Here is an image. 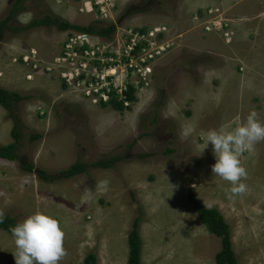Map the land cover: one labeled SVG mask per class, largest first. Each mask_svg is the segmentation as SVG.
<instances>
[{"label": "rangeland", "instance_id": "374dc122", "mask_svg": "<svg viewBox=\"0 0 264 264\" xmlns=\"http://www.w3.org/2000/svg\"><path fill=\"white\" fill-rule=\"evenodd\" d=\"M15 1L0 0V20ZM127 3L118 17L106 20L87 3L23 0L12 27L47 11L95 29L165 26L164 39L172 47L156 60L149 90L129 110L117 112L65 96L54 77L32 69L33 63L42 68L60 55L63 32L53 27L17 35L6 31L0 88L29 99L13 109L20 120L18 160L0 159V210L16 224L37 211L55 217L66 234L67 255L60 264H83L88 254L97 264H126L135 218L141 264H215L220 241L199 221L188 199L193 194L225 219L237 264H264V142L241 157L248 191L233 199L229 182L211 171V144L200 153L210 129L235 128L253 110L264 121V0ZM30 51L36 54L28 66L22 58ZM13 125L0 106V146L13 143ZM36 134L40 138H32ZM113 157L119 160L109 169L90 167ZM75 162L87 171L55 183L25 170L56 174ZM15 252L14 239L0 229V264H15Z\"/></svg>", "mask_w": 264, "mask_h": 264}, {"label": "built area", "instance_id": "2783aa9c", "mask_svg": "<svg viewBox=\"0 0 264 264\" xmlns=\"http://www.w3.org/2000/svg\"><path fill=\"white\" fill-rule=\"evenodd\" d=\"M73 1L80 5L87 3L99 16L114 20L129 0ZM78 11L83 13L84 8L79 7ZM214 12L209 11V14ZM205 30L211 31L208 27ZM166 34L164 26L145 29L116 25L109 38L66 31L62 33L60 55L41 69L59 79L73 99H84L93 106L116 102L128 108L134 103L129 95L136 100L149 90L156 60L170 51L172 42L164 39ZM29 53L31 57L25 55L22 58L28 66L30 58L35 59L36 51ZM31 67L36 70L40 65L33 63ZM26 78L29 80L31 76Z\"/></svg>", "mask_w": 264, "mask_h": 264}, {"label": "clouds", "instance_id": "9594fccd", "mask_svg": "<svg viewBox=\"0 0 264 264\" xmlns=\"http://www.w3.org/2000/svg\"><path fill=\"white\" fill-rule=\"evenodd\" d=\"M38 69L43 71L40 67ZM44 74L54 77L60 84L61 92L70 97L59 79ZM28 81H32L31 78ZM260 142H264V121L255 110L249 112L245 121L235 128L221 127L207 132L206 142L200 153L211 144L215 156L211 171L231 185L227 189L229 199L247 193L248 186L242 181L247 179L248 172L241 157L246 152H254L256 144ZM101 184L106 187L108 181H102ZM3 220L4 213L0 210V223H3ZM10 231L16 246V252L13 254L15 264H60L67 255L64 247L66 234L60 222L49 214L37 211L18 222Z\"/></svg>", "mask_w": 264, "mask_h": 264}, {"label": "trees", "instance_id": "16d2710c", "mask_svg": "<svg viewBox=\"0 0 264 264\" xmlns=\"http://www.w3.org/2000/svg\"><path fill=\"white\" fill-rule=\"evenodd\" d=\"M23 0H16L13 6L10 8L7 16L0 20V43L2 42L3 34L6 31L17 35L21 31L27 32L32 29H37L40 27L55 28L58 32L66 31H77L86 34H95L103 38H109L115 31L116 25L111 24L106 27H101L95 29L91 26H77L70 24L68 22L62 21L59 18L47 13L41 18H34L31 22L24 26L12 27L10 24L12 19L16 14L23 10L22 6ZM29 99V96L21 95L15 92H9L3 88H0V106L7 112L8 118L14 123L11 129V136L14 139L13 143L8 145L0 146V159L7 161H17L18 160V142H19V132L18 125L20 120L17 116L13 114V109L15 106L23 101ZM130 100H135V98L130 94ZM102 107H109L111 110L117 112H123L129 110L130 107L124 108L122 104L111 102L109 105H102ZM32 138H40V135H34ZM119 160L117 157H113L108 160H100L90 165L91 168L109 169L114 163ZM88 167L80 162H75L68 168L57 172L56 174H46L40 168L27 167L25 170L28 172L34 171L37 176L43 181H49L55 183L59 180H66L73 178L75 176L81 175L87 171ZM188 199L192 203L194 210L198 216L199 221L204 225L208 233L218 238L220 241V249L215 254L214 261L215 264H237V258L233 250L231 241V232L228 224L221 215V213L215 208H205L200 204L193 194H188ZM139 219L135 218L131 224V230L127 235V246H128V257L126 264H141V250L142 242L139 233ZM16 225V222L9 217L4 216L3 223H0V229L7 232L13 239L10 229ZM83 264H97V258L94 254H88L84 260Z\"/></svg>", "mask_w": 264, "mask_h": 264}, {"label": "water", "instance_id": "95a60500", "mask_svg": "<svg viewBox=\"0 0 264 264\" xmlns=\"http://www.w3.org/2000/svg\"><path fill=\"white\" fill-rule=\"evenodd\" d=\"M125 19V16H122L121 20Z\"/></svg>", "mask_w": 264, "mask_h": 264}]
</instances>
